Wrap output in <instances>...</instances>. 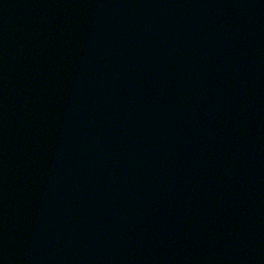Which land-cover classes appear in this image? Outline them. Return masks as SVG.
Segmentation results:
<instances>
[{"label": "water", "instance_id": "water-1", "mask_svg": "<svg viewBox=\"0 0 264 264\" xmlns=\"http://www.w3.org/2000/svg\"><path fill=\"white\" fill-rule=\"evenodd\" d=\"M0 264H264V0H0Z\"/></svg>", "mask_w": 264, "mask_h": 264}]
</instances>
